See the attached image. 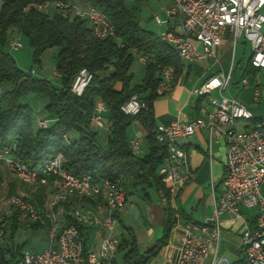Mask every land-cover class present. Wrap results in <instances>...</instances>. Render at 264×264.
Masks as SVG:
<instances>
[{
    "label": "built area",
    "instance_id": "built-area-1",
    "mask_svg": "<svg viewBox=\"0 0 264 264\" xmlns=\"http://www.w3.org/2000/svg\"><path fill=\"white\" fill-rule=\"evenodd\" d=\"M34 6L45 13L58 10L63 16L86 18L96 37L114 38L119 47L124 46L116 36L113 24L95 6L61 0H47ZM263 7L264 0H170L163 9L166 19L158 15H154L153 19L157 25L163 26L157 32L160 40L170 45L185 63L209 57L217 62L215 48L221 44L226 31L231 34L233 42L239 37L247 40L251 51L242 65L243 71L250 66L261 76L253 75L252 100L255 104H263L264 108L261 99L264 88ZM171 18L173 24L168 23ZM9 45L12 49L21 47L18 41L9 42ZM132 51L135 52V49ZM138 58L142 64L147 61L144 55ZM158 67L156 94L163 95L173 87L174 68L167 64ZM91 78L90 72L80 69L73 78L71 92L80 95ZM229 80V74L217 72L191 89L195 96L219 90L221 98L212 109H203L201 115L189 121L156 125V139L164 145L165 151L157 174L171 202L191 178L185 144L196 130L206 128L211 138L218 134L224 139L226 148L225 173L217 185L211 215L202 222L178 221L174 225L175 230L181 233V246L175 264H230L229 259L219 253L223 215L243 220L240 238L244 264H264V196L261 193L264 182V110L260 116H255L236 98L225 96ZM240 83L247 85V76H242ZM146 109L147 104L136 96L121 106L122 112L130 116ZM103 110V103L96 102L89 119V125L96 130H107L109 127L103 118ZM240 120L246 123L245 127L237 126ZM37 123L46 127L50 120L42 118ZM68 137L69 133L62 135L65 141ZM127 145L135 155L140 151L138 140H129ZM0 161L21 182L39 187L44 199L38 206L24 193L16 192L9 195L6 204H0V243L9 230L6 222L14 214L26 216L28 223L34 222L46 229L48 246L42 251L21 252L17 264H113L121 244V237L115 231L116 223L125 212L128 198L123 181L100 178L96 174L76 177L63 168L60 152L46 161L41 172L30 170L6 150L0 152ZM48 174L52 176V181L48 179ZM211 187H216V183L211 182ZM88 203H94V209ZM242 210H254L253 221L245 219ZM81 227L96 228L100 237L97 248L84 247Z\"/></svg>",
    "mask_w": 264,
    "mask_h": 264
},
{
    "label": "trees",
    "instance_id": "trees-1",
    "mask_svg": "<svg viewBox=\"0 0 264 264\" xmlns=\"http://www.w3.org/2000/svg\"><path fill=\"white\" fill-rule=\"evenodd\" d=\"M44 1L47 0L0 1V152L8 151L13 159L37 172H41L46 161L60 152L63 155V168L76 177L96 174L110 180L118 178L126 188L129 181L133 187L142 190L154 187L161 191L167 203L161 236L155 245L139 252L133 232L130 228H124L127 237L118 247V253L123 252L122 264H147L166 244L175 213L182 215L177 207L173 209L170 206L168 192L164 191L157 174L165 151L164 145L156 139L152 101L158 96V65L167 64L174 68V84L183 70V62L170 45L141 25L140 0H135L132 7L127 6L126 0H61L76 1L100 9L113 24L123 47H119L114 38L96 37L86 18H70L58 10L51 14L37 10L34 5ZM12 28L28 39L35 61L46 49H56L54 70L60 80L59 87L47 79L25 73L15 64L4 47L8 31ZM134 53L147 58L144 76L138 85L131 83L130 67ZM109 67L112 72L101 77L99 73L107 71ZM83 68L92 74V78L82 93L77 95L71 92L70 87L74 76ZM251 72L255 71L247 66L243 75ZM28 94L47 99L44 110L47 115L45 119L50 120L48 126L40 127L37 123V128L33 127L32 108L21 101ZM132 96L147 104L146 110L134 116L126 115L121 110V106ZM96 97L108 108L109 127L104 147L98 140V130L89 125ZM133 121H138L147 133L149 151L144 157L133 154L127 145L126 130ZM64 133H69L67 141L62 138ZM47 177L53 180L51 175ZM32 202L40 206L43 200L38 197ZM17 217L14 214L9 218V238L18 227ZM29 224L33 228L38 227L34 222ZM85 230L80 228L83 239ZM21 248L0 243V264H17ZM6 254L9 259L5 258ZM113 264H117L116 261ZM233 264H244V258Z\"/></svg>",
    "mask_w": 264,
    "mask_h": 264
},
{
    "label": "crops",
    "instance_id": "crops-1",
    "mask_svg": "<svg viewBox=\"0 0 264 264\" xmlns=\"http://www.w3.org/2000/svg\"><path fill=\"white\" fill-rule=\"evenodd\" d=\"M169 3L170 0L165 7ZM163 9L164 7L161 8V11H163ZM155 14V10L151 9V13L146 20L154 22L153 16ZM163 14V19H166L165 13ZM168 23L173 24V19H169ZM143 27L156 34L159 30L163 29V26L159 25L158 31L145 26ZM238 44H240L242 48L241 56L245 55V51L248 48L247 46H249L250 55V43L243 37H239L236 42H233L231 34L226 31L223 35L221 44L215 48V55L218 58L217 62H214L212 57L192 63H185L182 61L183 70L177 81L173 84L171 90L163 95H158L152 101L155 124H167L173 121H189L201 115L203 109H212L215 105L214 103L221 98L219 90H212L205 96H195L191 93V89L194 86L200 85L208 77L217 72L230 75L229 84L224 91V95L236 98L243 103L252 114L260 116L264 108L263 104H255L252 100L254 84L247 81V85L244 86L240 83V78L244 76L242 66L244 63L241 65L242 58L236 62L235 54ZM237 70L241 71V75L237 74ZM111 72L112 68L109 67L107 71L100 72L99 75L104 77ZM251 74L252 72L249 73V75ZM101 103H103L104 107L102 112L103 118L105 122L109 124L108 108L104 102L101 101ZM245 125L246 123L244 122L237 123L239 128H243ZM98 134L100 136L98 139L99 142L106 145L108 131L98 130ZM146 134L145 128L138 121H133L126 130L128 141H139L140 151L136 154L139 157H144L149 151ZM185 148L188 153V166L192 173L191 178L183 185L177 194L175 199L177 201L175 202L174 200L173 202H169L170 206L173 209L177 207L182 215L175 213L173 225L168 234L166 244L147 264H175L181 246V233L179 230H175V223L178 221L183 223H197L208 218L212 212L215 194L218 192L217 185L224 177L226 148L225 141L221 136L215 134V136L211 138L206 128H200L196 130L192 138L187 141ZM5 170L4 163L0 161V196L2 188L11 194L17 192L15 187L16 183L13 182L14 179L6 175ZM211 182L216 183V187L213 189L211 187ZM127 186L128 198L126 205L127 208H129L128 210H131L133 214L131 217L127 216L129 224L126 225L124 218L128 212H126L125 208V212L120 215L119 222H121L123 228L131 229L135 236L139 252H144L151 249L161 236V229L165 218L164 207L166 202L163 198L165 195L154 187L145 190L139 187H133L129 181L127 182ZM51 189L50 187L48 190V198L50 197ZM26 191L30 198L33 197L32 199L35 200L39 197L44 201L41 197L39 187H33V189L29 188ZM152 191L154 194H152ZM134 192L138 193L143 199L141 203L143 205L142 212L145 217L141 216L142 213L137 208L136 200H132V194ZM261 193L264 196V182L261 185ZM0 204H3L1 199ZM88 205L94 209V203H88ZM243 211L247 213H243ZM101 213L103 212L101 211ZM253 214V210H242V215L247 220H252ZM221 219L219 253L228 258L230 264H233L242 257L240 234L243 229V220L235 219L230 215H223ZM135 225L139 227L140 232L136 230ZM84 241L89 249L98 247L100 237L95 227H90L85 230ZM122 254L123 252L117 253V255H120V261H118L117 258L114 260L117 264H122Z\"/></svg>",
    "mask_w": 264,
    "mask_h": 264
},
{
    "label": "rangeland",
    "instance_id": "rangeland-1",
    "mask_svg": "<svg viewBox=\"0 0 264 264\" xmlns=\"http://www.w3.org/2000/svg\"><path fill=\"white\" fill-rule=\"evenodd\" d=\"M1 1V0H0ZM169 0H140L139 1V9H140V22L143 26L151 28L153 30L158 31V25L156 24V22H152L151 20H146L149 16V14L151 13V9L155 10L156 14L155 15H159V17L161 19L164 18V12L161 11V8L165 7V5L168 3ZM135 0H126V4L128 7H132L135 4ZM262 12H264V7L261 10ZM53 11H50L49 14H51ZM12 41H18L21 44V47L18 49H12L11 46L9 45V42ZM5 50L8 51L10 53V55L12 56V58L15 61V64L21 69L23 70L25 73H31V75L35 78H43V79H47L49 81H51V83L55 86V87H59L60 86V80L59 78L56 76L55 74V70H54V63H55V54H56V49L55 48H48L46 49L40 56H39V60L35 61L33 59V55H32V49L29 45L28 39L22 35L21 33H19V31L15 28H12L8 31L7 34V43L4 46ZM248 48L245 51V55L241 56V45L238 44L237 48H236V54H235V58H236V62L237 60L241 59V65L242 63H245L247 60V57L249 55V46H247ZM130 72L132 73V85H138L141 83V80L143 78L144 75V65L142 64V62L139 60L138 58V54L134 53L133 54V61L131 63V67H130ZM237 74L241 75V71L237 70ZM254 75H258L256 72H254ZM247 76V81L250 82L251 84L254 82V76L253 74L249 75H245ZM260 76V75H258ZM261 78V76H260ZM259 78V79H260ZM264 81V80H263ZM264 88H262V93H261V99L264 102ZM137 97V96H136ZM138 98V97H137ZM96 102H100L101 100L96 97ZM21 101L25 104H28L33 111V116H32V125L33 127L36 129L37 128V120L38 119H42V118H46V112L44 110V106L46 104L47 99L44 97H37L33 94H28L27 96L23 97L21 99ZM243 121L240 120L238 123H242ZM75 137L78 136V134H74ZM104 144H102L103 146ZM104 147V146H103ZM5 165V164H4ZM5 173L6 175H9L12 179H14L13 182H15V187L17 189V192H22L25 194V196L28 198V200L34 201V199L30 198L29 194L26 193L29 188L33 189V186H29L23 182H21L15 175L14 173H12L11 171H9L7 169V167L5 166ZM50 189V188H49ZM48 189V190H49ZM16 192V191H15ZM11 193H9L7 190L3 189L1 190V196L0 199L4 204H6V202L8 201V197ZM152 194H154V192L152 191ZM48 196V195H46ZM165 199V202L167 203V199L164 196L163 197ZM48 199V197H47ZM170 199V198H169ZM132 200H136V204H137V208L139 209V211L142 213L141 216L145 217L143 215L142 212V201L143 199L141 198V196L138 193H133L132 194ZM170 202V201H168ZM127 204V203H126ZM129 208H127L126 205V212H128V214L125 216L124 221L127 224H129V220L127 219V216L131 217L133 212L131 210H128ZM254 211V210H253ZM243 213H247L244 212ZM135 218V217H134ZM18 227L16 229V231L14 232V235L12 236V238H9V230L7 231L5 237H4V246H22L21 248V252L23 251H42L44 250L47 246H48V237H47V233H46V229L42 226H38L36 228H33L30 226V224L28 223V219L25 216H18ZM125 225V224H124ZM6 226H9V222H6ZM136 227V230L140 232L139 227ZM10 228V226H9ZM116 234L118 236L121 237V241L123 238L127 237V232L126 230L123 228V226H121V222L117 221L116 223V228H115ZM6 259H9V255L6 254L5 256ZM116 258L118 261H120V255H116Z\"/></svg>",
    "mask_w": 264,
    "mask_h": 264
}]
</instances>
